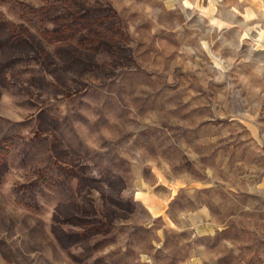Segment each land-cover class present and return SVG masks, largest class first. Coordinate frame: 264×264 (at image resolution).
<instances>
[{
	"label": "rangeland",
	"instance_id": "1",
	"mask_svg": "<svg viewBox=\"0 0 264 264\" xmlns=\"http://www.w3.org/2000/svg\"><path fill=\"white\" fill-rule=\"evenodd\" d=\"M10 30L89 70L0 75V264H264V0H0Z\"/></svg>",
	"mask_w": 264,
	"mask_h": 264
},
{
	"label": "trees",
	"instance_id": "2",
	"mask_svg": "<svg viewBox=\"0 0 264 264\" xmlns=\"http://www.w3.org/2000/svg\"><path fill=\"white\" fill-rule=\"evenodd\" d=\"M91 8H85L83 9V12L86 13L85 16H89L91 15V13H93V10H90ZM97 10V9H96ZM99 10H106L105 8L99 9ZM114 11V10H113ZM62 28V27H61ZM60 29H56L57 31H60ZM16 30H10V31H6L3 34H1V39H0V75L3 74L5 72V70L9 67H11L13 64L19 62L22 57L25 58V54H27V52L31 53L33 55V57L36 59L37 62H39V64L42 66L43 69L47 70V71H51L53 73H60L61 76L64 75V73L67 72V70H73V71H77L80 73H84L85 71L89 70V68H85L82 67L80 65V59L81 56L84 54L83 52H79V50H69V51H63V50H59L63 56V60L64 61L62 64H60L57 60L55 55H53L52 53H50L49 51H46L44 49H38L37 48V43L36 41L34 42L31 38L27 37V36H23L21 31L15 32ZM63 32V31H60ZM83 40H85L86 36H82ZM40 42H38L39 44ZM42 46V43H40ZM75 47H71V49H74ZM121 48V47H119ZM41 50H44V53L42 56H39L38 52H40ZM119 52V49L116 51ZM89 54V53H88ZM91 59H93V54H90ZM94 62V61H92ZM3 164L0 163V174L1 172H3ZM120 180V178H117L116 180ZM89 179H83V181H88ZM115 180V182H116ZM91 183H95L97 184L98 182H100L99 180L96 179H92L90 180ZM117 183V182H116ZM118 189V187H116ZM108 200H110V198L108 197ZM111 203H113V205H117L116 203L120 204V205H128V203L126 201H121L119 199V201L117 200H110ZM117 201V202H116ZM91 206H94L93 203ZM94 211V210H93ZM93 213L91 212H81L79 211V214H71L68 217H64L63 219H61V222L63 223H71L73 220H78V221H85L87 223L92 222L90 219L93 218H89V216H91ZM114 214H112L111 216L106 214V221L103 222V224H105L106 226L111 228L112 222L114 221ZM80 219V220H79ZM94 220V219H93ZM66 234V233H65Z\"/></svg>",
	"mask_w": 264,
	"mask_h": 264
}]
</instances>
